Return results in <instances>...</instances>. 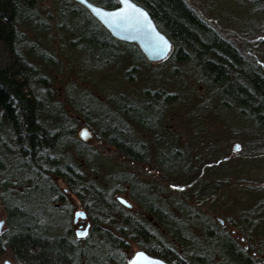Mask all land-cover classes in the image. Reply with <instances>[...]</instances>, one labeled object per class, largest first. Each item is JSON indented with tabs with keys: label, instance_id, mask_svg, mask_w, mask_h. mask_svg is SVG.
Wrapping results in <instances>:
<instances>
[{
	"label": "rangeland",
	"instance_id": "1",
	"mask_svg": "<svg viewBox=\"0 0 264 264\" xmlns=\"http://www.w3.org/2000/svg\"><path fill=\"white\" fill-rule=\"evenodd\" d=\"M184 1L199 19L205 21L204 23L215 31L214 34L209 32L210 35L220 38L237 52L238 63L253 73L256 72L255 66H264V0ZM69 2L70 4L66 0L42 2V9L45 13H50L54 22L51 30L44 32L41 38L46 49L56 52L54 55L57 63L55 67L50 68V75L53 79L56 101L63 106L64 116L75 120L76 132L84 124L95 130L98 126L95 127L94 122L97 123L99 120L102 123L106 120L116 122L119 119L120 123L125 122L124 127L121 126L123 124L118 125L124 128L122 130L126 138L129 137L131 140L142 138L151 144L158 135L162 139L164 133L167 137L163 139L170 140L174 148V151L167 148L165 152L159 148H148L149 150L142 152L141 160H135L123 154L107 138L99 134L95 135L91 142L82 141L84 145L81 151H84V154L80 158L72 156L74 161L79 167L85 166L84 170L89 172V176L96 183L103 181L108 174L118 176L125 173L127 176L124 174L125 178L117 187L115 186L123 191H118L114 198L117 199L118 195L126 196L134 203V208L129 211L144 216L156 226L159 224L155 221L154 215L139 205L132 192L141 193L149 204L155 205L159 202L155 201V197L148 190L152 186L157 189L162 185L165 188L164 194L170 193L172 196L180 195L185 198L184 202L179 198L175 200L177 208L183 212L182 217L181 213L180 215L174 213L182 219L180 221L183 224L177 223V226L182 227L179 231L183 236L189 234L184 224H201L207 238L213 233V227L219 226L224 233L232 236L239 250L248 253L247 257L251 264H264V128L261 126V118L252 113L250 101L246 100L243 103L242 99L234 94V88L231 86H227L226 89L215 86L207 78L209 71L206 66L203 63L198 64L197 58L189 56L186 62L179 63L174 55L175 45L167 35L172 49L161 63L163 73L157 71L151 74L149 70L160 67V64L146 61L136 63L135 67L138 69H133L125 75L123 70L130 67L134 61H140L138 54L134 55V58L118 55L120 50L112 46L106 33L99 28L86 10L77 6L73 0ZM114 2L113 8H119V1ZM147 12L149 13L148 10ZM162 33L164 34L163 31ZM182 51L187 52L185 49ZM114 56L118 64H114L117 61L107 62ZM123 65L127 67L122 68ZM195 74L213 86L211 94L205 85L201 86L199 80L192 78ZM171 76L174 78L172 85L176 86L181 96L171 97L164 103L163 108L160 110L157 108L161 116L150 114L154 116L150 123L147 118L150 109L149 105L146 106L144 118L148 121L147 127L136 123L133 115L129 118L119 113L117 106L121 103L116 98V92L121 95L130 93L139 101L142 100V96H137L135 90L128 89L139 86H150L149 89H155L163 86L165 78ZM81 91H90L96 99L92 102L94 104L91 105L89 98ZM190 92H193L194 96L190 95ZM70 98H73L74 102ZM151 99L152 96L144 97L147 103H152ZM77 100L81 102L80 106L89 112L88 120L75 106ZM133 111L135 116L140 117L138 109ZM177 147H181L182 151H177L175 149ZM162 152L166 153L167 160L159 163L156 156H160ZM85 155L88 158L94 157L95 160L91 170L89 168L90 171L87 169L89 166H86ZM55 180L62 191L63 200L53 201L54 211L42 204L47 196H43L44 198L39 195L31 196L33 194L28 197L38 198L40 202L37 206L32 208L28 200H25L18 202L17 208L48 223L47 227L55 235L66 232L69 227L73 233L85 230L90 222L85 210L88 211L93 224L89 237L94 235L92 231L95 226L108 225L102 221L100 223L94 221L90 214L91 210L81 199L87 197L86 193H73L62 179ZM201 180L210 185L209 191L217 192V189L219 193L202 195L204 190H201ZM193 184L195 192H201L200 196L191 193L194 189ZM12 187L10 186L11 189ZM14 189L20 191L22 188L14 186ZM12 204L16 206L15 202ZM118 204L124 209L127 208L119 201ZM65 206L71 209L72 223L75 213L80 216L78 222L71 223V226L68 225ZM82 211L84 218L79 215ZM0 221L5 222L0 232L2 236L8 226V215L4 206H0ZM210 223L215 226H210ZM198 239L199 243L195 244L193 251L197 256L203 257L204 250V256H207L212 248L210 241L204 240V237ZM85 241L88 239L84 238L82 242ZM0 243L3 246L0 249V264L5 262L18 264L12 250L4 245L5 239ZM133 244L129 243V248L125 251L128 262L135 249H138Z\"/></svg>",
	"mask_w": 264,
	"mask_h": 264
},
{
	"label": "trees",
	"instance_id": "2",
	"mask_svg": "<svg viewBox=\"0 0 264 264\" xmlns=\"http://www.w3.org/2000/svg\"><path fill=\"white\" fill-rule=\"evenodd\" d=\"M43 1L0 0V206H4L8 215L7 231L0 236V242L5 239L4 245L12 250L18 264H125L129 243H141L143 249L171 264H251L248 253L239 250L232 236L219 226H215L210 238L205 232L202 236L212 245L206 259L194 252L188 254L193 244L185 243L179 230L170 231L171 239L180 243L174 254L163 240L140 226V222L132 223V218L139 215L124 209L112 197L109 188L96 183L84 170L85 166L77 165L72 156H83L84 144L76 137L74 120L64 116L63 106L56 101L50 68L56 66L57 58L44 47L41 38L51 26L42 16ZM69 1L66 0L68 4ZM90 1L106 8L115 6L114 0ZM135 1L149 11L158 28L173 41L179 63L186 62L189 56L197 58L198 64L206 66L207 78L215 86L219 89L231 86L243 103L250 101L252 113L261 118L264 128V77L256 66L258 73H253L238 63L237 52L220 38L210 35L215 31L199 19L184 0ZM129 47L136 48L140 60L144 59L138 47ZM83 114L88 120V112L83 111ZM107 121L97 122V128L106 131L101 136L130 159L141 160L142 153L123 149L114 139L115 134L124 133L123 130L113 131L112 127H124L125 122ZM136 155L138 158H134ZM93 158L85 155L88 170L95 161ZM55 178L67 183L73 193H86L87 197L81 199L91 210L94 221L108 224L95 226L92 233L96 235L75 246V250L65 238L49 234L47 228L39 226L45 224L42 219L17 212L11 202L22 194V189L33 194L31 196H47V202L51 203L54 196L63 199ZM14 186L22 189L16 191ZM28 196L25 198L31 207L37 206L40 200ZM139 200L145 211L155 215L150 210L151 204L144 202L145 205ZM103 238L99 245L97 241ZM95 245L108 256L107 261L88 250L96 248Z\"/></svg>",
	"mask_w": 264,
	"mask_h": 264
},
{
	"label": "bare ground",
	"instance_id": "3",
	"mask_svg": "<svg viewBox=\"0 0 264 264\" xmlns=\"http://www.w3.org/2000/svg\"><path fill=\"white\" fill-rule=\"evenodd\" d=\"M75 3H77L76 5H78V6H83V5H81L80 3H78L77 1H75V0H73ZM90 1V0H89ZM133 2L135 1V0H132ZM92 2V1H91ZM93 3V2H92ZM135 3V2H134ZM95 4V3H94ZM97 5V4H96ZM119 5H120V3H119ZM138 5V4H137ZM99 6H101V5H99ZM101 7H103V6H101ZM85 8V10H86V12L89 14V16H91V18L93 19V20H95L96 22H97V24L99 25V28H101L105 33H106V35H107V37L110 39V43L112 44V46L114 47V48H116V49H119L120 51H119V54L118 55H124V57H126V58H134V55H137V52H136V48H132V47H129V45H135L136 47H138V49L139 50H141V48L139 47V45L138 44H136V43H132V44H130L128 41H126V40H121V39H118V38H116L114 35H113V33L111 32V31H109L106 27H105V25L97 18V17H95L94 16V14L90 11V10H88L86 7H84ZM103 8H106V7H103ZM41 9H42V3H41ZM56 9H57V7H56ZM106 9H116V8H106ZM42 11V16H43V18H45V19H48L49 21H50V24H51V26H50V28L49 29H47L46 30V32L47 31H50L51 30V27H53L54 26V22L52 21V19H51V15H50V13H45V11L42 9L41 10ZM57 15H58V13H57ZM55 20H57V18L55 19ZM41 21V20H40ZM43 21V20H42ZM43 22H45V21H43ZM157 26V25H156ZM158 27V26H157ZM159 29V28H158ZM160 32H162L161 30H159ZM165 34V33H164ZM165 35H167V34H165ZM168 36V35H167ZM175 47V46H174ZM122 50V51H121ZM50 52H52L53 54H56V52H53V51H51V50H49ZM136 53V54H135ZM141 54H142V56L144 57V53L141 51ZM118 57V56H117ZM168 57V56H167ZM166 57V58H167ZM146 58V59H145ZM145 58L143 59V60H140V61H138V62H133V64L130 66V67H128L127 69H125V70H123V71H125V72H123L125 75L126 74H128V73H130L133 69L134 70H136V69H138V68H136L134 65L136 64V63H139V62H144V63H146L145 61H147L148 63L149 62H151V61H149L148 60V58L145 56ZM110 60V63H111V61L114 63V61H117L116 60V58H115V56L113 57V58H111V59H109ZM108 61V60H107ZM164 60H158V61H152L151 63L152 64H160V67H157V68H155V69H150V70H153V71H150L149 70V72L151 73H153V72H161L162 71V69H161V63L163 62ZM114 64H118V61L117 62H115ZM119 64H120V62H119ZM167 66V65H166ZM122 68H125V67H127V66H125V65H123V66H121ZM165 67V66H164ZM164 67H162V68H164ZM257 69H258V71H259V73L261 74V76H263L264 77V66L263 67H261V66H257ZM255 71H256V69H255ZM151 73V74H152ZM161 73H163V72H161ZM255 73H258L257 71L255 72ZM172 77V76H171ZM166 77L165 78V82H164V84H163V86H160V87H157V88H155V89H149L150 88V86H145V87H142V86H139V87H136V88H130V89H128V90H135V92L137 93V96L139 95V96H142V100H137L136 98H134L132 95H130V93H127V94H129V95H127V94H123L122 93V95H121V93H117L116 92V98H118L119 99V101H120V105L119 106H117L118 107V109H119V113L120 114H124V116L123 117H132V115H133V117H134V119L136 120V123H138V124H140L141 126H145V127H147L148 126V124H147V122L149 121V123L152 121V119H153V117L157 114V116H161V114L159 115L158 114V109L160 110L161 109V107L163 108L164 106H165V102L166 101H169L170 99H171V97H174V96H178V97H180L181 95H180V91L176 88V86H173L172 84L174 83L172 80H174V78L172 77ZM192 78H194V79H197V80H199L200 81V83H201V86H203V85H205L206 87H207V89H208V92H209V94H211V92L213 91V86L212 85H210V84H208V83H206V82H204V80L203 79H201L200 77H199V75L198 74H195V77H192ZM203 80V81H202ZM171 82V83H170ZM165 86V87H164ZM69 88V87H68ZM169 90V91H168ZM150 91V92H149ZM167 91V92H166ZM81 92H84L85 94H86V96H87V98H89L88 100L90 101L89 103L92 105V104H94V103H92L93 101H95L96 99H95V97H93V95L92 94H90V91L89 92H86V91H81ZM215 93V92H214ZM127 95V96H126ZM190 95H192V96H194L193 95V92H190ZM146 96H152V99L151 100H153V101H151L152 103H147V101L146 100H144V97H146ZM77 97L79 98V96L77 95ZM71 99V101L72 102H74V100H73V98H70ZM149 100V99H148ZM78 101V100H77ZM146 103H145V102ZM81 103V102H80ZM80 103H79V101L75 104V106L77 107V109H78V111H79V113L81 114H83V111H86L87 112V109L86 108H82L81 106H80ZM128 104H131L132 106H130V105H128ZM143 105H145L144 107H143ZM149 105V111L147 112V114L149 115L147 118H149V120L147 121V119L146 118H144V114H145V108H146V106H148ZM137 106V107H136ZM160 107V108H159ZM158 108V109H157ZM133 109H138V112L140 113V117H138L137 118V116H135V114H134V111H133ZM150 114H154V116H150ZM84 115V114H83ZM88 115H89V112H88ZM142 115H143V117H142ZM129 117V118H130ZM86 118V117H85ZM97 119H99V118H97ZM96 119V120H97ZM93 124V123H92ZM73 125H74V128L76 127L75 126V120L73 121ZM94 125H95V127H97V123L96 122H94ZM111 125V124H110ZM113 126V125H112ZM99 128V127H98ZM84 129V130H83ZM81 130H83L84 131V133H87V131L89 130L90 131V133L92 134V140H93V137L95 136V135H104L105 133H106V131L105 130H100V129H92L90 126H88V125H83L81 128H79L78 130H77V132L75 133L76 134V137L78 138L79 136H78V133H79V131H81ZM87 130V131H86ZM112 130L113 131H117V130H119V131H121L122 130V127H116V126H113L112 127ZM148 130H149V128H148ZM155 132V131H154ZM122 133V132H121ZM119 134V133H118ZM116 136L114 137V139L115 140H117V141H119V143L121 144V146H122V148L123 149H129L132 153H135V152H138V153H142L143 151H146V150H149L148 148H154V149H162L164 152H165V149L167 150V148H169L171 151H174V148H172V143H171V141L169 142L168 141V139H163L164 137H167V135L166 134H162V139L161 138H159V135L158 136H156V138H155V141L154 142H152L151 144L150 143H147V142H145L142 138H139L138 140L137 139H135V140H131L129 137L128 138H126V136H125V133L124 134H122V136L121 135H117V134H115ZM113 138V137H112ZM171 138V137H170ZM78 140L79 141H83L82 139H80V138H78ZM172 140V139H171ZM85 143H88V142H85ZM153 145V146H152ZM175 149H180V152L182 151V148L181 147H177V148H175ZM130 152V153H131ZM164 152H162L161 153V155L160 156H156V158H157V160H158V162L160 163V162H166V160H167V156H166V153H164ZM137 156V155H136ZM130 157V156H129ZM134 158H138V156L137 157H134ZM99 163H100V161H99ZM192 165V164H191ZM192 169V168H191ZM125 174V173H124ZM124 174H119L118 176H114V175H111V174H108V175H106V177H104V180L102 181H99V183H101L102 185H104L106 188H109L110 189V193H111V195H112V197H114L115 196V194L118 192V191H123V190H121L120 188L118 189V188H116L117 187V185H119V183H120V181L121 180H123L124 178H125V176H124ZM126 175V174H125ZM127 176V175H126ZM201 185H202V189L201 190H204V193H202V195H211V194H214L215 195V193H219V191L216 189V191L217 192H213V191H209V189H210V185L209 184H205V180H201ZM135 184V183H134ZM149 184H151V183H149ZM136 185V184H135ZM116 186V187H115ZM137 186V185H136ZM193 186V188L194 189H192L191 191V193H196V195H198V196H200L199 194L201 193V192H195V187H194V184L192 185ZM213 186V185H212ZM119 187V186H118ZM154 186H152V187H150L149 188V193L151 194H153V196L155 197V201H157V202H159L158 204H155V205H152V206H150L151 207V211H153V213H155V215L153 216V217H155V221L156 222H158V224H159V226H156L154 223H151L147 218H145L144 216H136V218L135 217H133L132 218V223H135V224H137V223H139V225L140 226H145L144 227V229L147 231V232H152L154 235H156L158 238H160L161 240H163L168 246H167V248L169 247V248H171V251L175 254L176 252H177V249L176 248H178V247H180L179 245H180V243L179 242H177V241H173L172 239H171V232L170 231H176V230H179V229H181L182 227H180V226H177V223H181V224H183L180 220H182L180 217H182V214H183V212L181 211V209H179V208H177V205L175 204V200H176V198H179V199H181V201H185V198H183L182 196H180V195H178V196H172V194H170V193H165L164 194V187L161 185V187H158V186H156V188L157 189H154L153 188ZM216 187V186H215ZM113 188H114V190H113ZM115 188H116V190H115ZM153 189H154V191H153ZM223 188H221V190H222ZM133 193V197L136 199V201L138 202V198H140V200L142 201V203H144V202H146V203H149L148 202V200L147 199H145L144 198V195H142L141 193H139V192H132ZM22 194H24V195H22ZM22 194L19 196V197H15V203H16V206L14 205V208H16V209H14V210H19V208H17V206L19 205L18 204V202H25V200H27V199H25V197H26V195L28 196L29 194L27 193V192H25V190L23 191V189H22ZM131 194V193H130ZM149 194V195H150ZM164 194V196L162 197V195ZM149 195H147V197L149 198ZM186 195V194H185ZM204 195V196H205ZM150 196H152V195H150ZM198 196H196V197H198ZM124 198V199H126L131 205H132V207H130V208H128L127 206H125V207H127L126 208V210L128 211V212H130L129 210H132L133 208H134V203L129 199V198H127L126 196H120V195H118L116 198L118 199V198ZM217 197V196H216ZM46 199L47 198H45L44 199V201H43V203H44V206L46 207V208H49V209H51V210H53L54 211V205L52 204L53 203V201H52V203L51 202H46ZM115 199V198H114ZM117 199H115L116 200V202L118 203V201L119 200H117ZM63 199H61V201H62ZM139 200V201H140ZM54 201H60V199L59 198H56L55 196H54ZM11 202H14V200L13 199H11ZM120 202V201H119ZM169 204H168V203ZM145 204V203H144ZM146 205V204H145ZM13 210V211H14ZM64 210L66 211V214H67V217H68V225L69 226H71V223H72V220L70 219V216L72 215L71 213H70V207H67V206H65V208H64ZM199 210V209H198ZM20 211V210H19ZM57 211H60V210H57ZM7 212V211H6ZM85 212L88 214H86L87 216H88V218L90 219V222L88 223V226L85 228V230H83V231H80V232H76L75 231V233H73V231H72V228L71 227H69L68 229H67V231L66 232H63V233H61L60 234V232H59V238H65L66 240H67V242H68V244L70 245V247H71V249L73 250H75V246H77V245H81V243H83L82 241H84V238L85 239H88L87 237H89L90 236V232H91V226L93 225L92 224V222H91V218H90V216H89V213H88V211H86L85 210ZM198 212H200V211H198ZM79 213H84V211H82V212H79ZM131 213V212H130ZM174 213H177L178 215H180V213H181V216L179 217V216H175V214ZM201 213V212H200ZM76 214V215H75ZM74 214V219H73V223L72 224H75V223H77L78 222V220H79V217L80 216H78V214L77 213H75ZM90 214H91V216L92 217H94L93 216V214H92V212L90 211ZM80 215V214H79ZM116 215L118 216L119 214L118 213H116ZM32 216H34V215H32ZM82 218V217H81ZM84 218V217H83ZM36 219L37 220H40L39 218H37L36 217ZM84 220V219H83ZM82 220V221H83ZM186 223V222H185ZM39 226H43V228L44 229H46L47 228V230L49 231V234H52V232L50 231V229L47 227L48 226V223L46 224H44V225H40L39 224ZM184 226H186L185 228H187V230L186 231H188V235L187 236H183L182 234L180 235V237H182V238H184V241H185V243L187 242V243H192L193 244V246L191 247L192 249H193V247L195 246V244H197L198 245V243H199V240L200 239H198V238H200V237H202L203 235H204V232H205V229L202 227V225L201 224H199V223H192V224H190V225H187V224H184ZM210 226H215L214 224L212 225V223H210ZM81 227V226H80ZM42 228V229H43ZM43 229V230H44ZM215 229V227H213V230L212 231H215L214 230ZM130 230V229H129ZM131 232H132V230H130ZM81 232H83L84 233V236L83 235H81L80 233ZM49 234H45V236H48ZM103 235H105V234H103ZM102 240H105L104 238L103 239H99V241H97L98 243H99V245H102V243H100V241H102ZM136 242V241H135ZM128 243V242H127ZM134 246H136V248H138V249H135V251L132 253V255L130 256V260H129V262L128 261H126L125 262V264H130V261L136 256V254L137 253H139L140 251H142V252H144V253H146L147 254V256H150V257H152V258H159V259H161V260H163V261H165V262H167L168 264H171L170 262H168V261H166V260H164L163 258H160V257H158V256H156V255H153V254H151L150 252H148L147 250H145V249H143L142 247H141V243H134L133 244ZM128 246H129V244H128ZM95 247L97 248H94V249H92V248H89L88 250L89 251H91V253H92V255L94 254V255H96L98 258H101V260H105V261H107V257L108 256H105L106 254H104V252H100L101 250H100V248H99V246H96L95 245ZM192 249H189V250H192ZM112 251V250H111ZM114 251V250H113ZM192 252H194L195 253V251H191V252H187L188 254H192ZM203 252V257H208V255L207 256H204L205 254H204V250L202 251ZM102 253V254H101ZM103 256H104V258H103ZM206 259V258H205Z\"/></svg>",
	"mask_w": 264,
	"mask_h": 264
},
{
	"label": "water",
	"instance_id": "4",
	"mask_svg": "<svg viewBox=\"0 0 264 264\" xmlns=\"http://www.w3.org/2000/svg\"><path fill=\"white\" fill-rule=\"evenodd\" d=\"M75 1L90 10L116 38L138 44L141 51L149 61L164 60L169 55L172 49L169 39L165 34L159 31L153 18L147 10L137 5L132 0H130V2L135 5V8H128L123 15L119 12L120 9L126 8V5L122 2V0H118L120 6L116 9H106L92 3L89 0H87V3H85L84 0ZM139 10H142V12ZM105 13H112L114 15H105ZM83 130L79 131V138L84 142H91L92 134L89 130H86L87 133H84ZM118 200L128 208L132 207L126 199L119 197ZM82 216L84 217V214ZM0 222H2L0 223L1 232L5 222ZM139 253L144 254V257L138 258L140 260L150 258L158 262V264H168L159 258L156 259L147 256V254L142 251ZM134 259H137V256L130 261V264H132Z\"/></svg>",
	"mask_w": 264,
	"mask_h": 264
},
{
	"label": "snow or ice",
	"instance_id": "5",
	"mask_svg": "<svg viewBox=\"0 0 264 264\" xmlns=\"http://www.w3.org/2000/svg\"><path fill=\"white\" fill-rule=\"evenodd\" d=\"M84 2L87 3V0H84ZM122 2L126 5V8L119 10V12H120L121 15H123L128 8H135V5L131 4L130 0H122ZM97 11H99V10H97ZM139 11L142 12V10H139ZM105 15H114V14H112V13H105ZM237 147H239V146L237 145ZM80 215H83V213H80ZM0 223H2V222H0ZM80 234L81 235H84L83 232H81ZM136 256H137V259H134L132 261V264H158V262H156V261H154V260H152L150 258H145L143 260L138 259L140 257H144V254L143 253H137ZM5 264H8V262H5Z\"/></svg>",
	"mask_w": 264,
	"mask_h": 264
}]
</instances>
